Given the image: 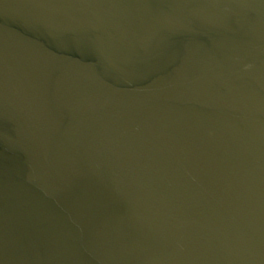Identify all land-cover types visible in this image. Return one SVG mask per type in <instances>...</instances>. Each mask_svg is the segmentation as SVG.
I'll list each match as a JSON object with an SVG mask.
<instances>
[{"label": "water", "instance_id": "water-1", "mask_svg": "<svg viewBox=\"0 0 264 264\" xmlns=\"http://www.w3.org/2000/svg\"><path fill=\"white\" fill-rule=\"evenodd\" d=\"M0 264H264V0H0Z\"/></svg>", "mask_w": 264, "mask_h": 264}]
</instances>
